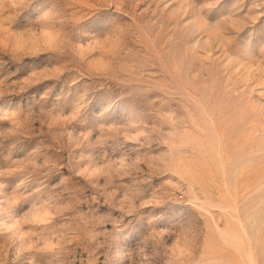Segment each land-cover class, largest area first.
Here are the masks:
<instances>
[{
  "label": "rangeland",
  "instance_id": "1",
  "mask_svg": "<svg viewBox=\"0 0 264 264\" xmlns=\"http://www.w3.org/2000/svg\"><path fill=\"white\" fill-rule=\"evenodd\" d=\"M0 264H264V0H0Z\"/></svg>",
  "mask_w": 264,
  "mask_h": 264
}]
</instances>
